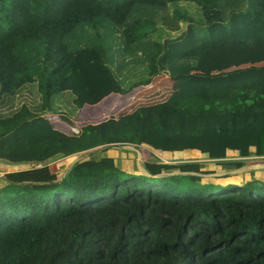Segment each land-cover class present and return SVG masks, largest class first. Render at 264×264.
I'll return each instance as SVG.
<instances>
[{
  "label": "trees",
  "instance_id": "1",
  "mask_svg": "<svg viewBox=\"0 0 264 264\" xmlns=\"http://www.w3.org/2000/svg\"><path fill=\"white\" fill-rule=\"evenodd\" d=\"M261 41L264 0H0V166L14 168L0 177V264H264V179L219 187L210 181L233 176L203 179L214 172L149 152L222 160L252 148L264 160V68L192 73L211 49ZM161 73L176 95L78 134L46 115L64 94L77 111ZM29 85L40 101L20 105ZM109 145L135 147L146 174ZM168 178L203 193L150 181Z\"/></svg>",
  "mask_w": 264,
  "mask_h": 264
},
{
  "label": "rangeland",
  "instance_id": "2",
  "mask_svg": "<svg viewBox=\"0 0 264 264\" xmlns=\"http://www.w3.org/2000/svg\"><path fill=\"white\" fill-rule=\"evenodd\" d=\"M181 8H185L187 9L189 14H195V10H198L197 7H194L192 4H185L184 6H182ZM199 13V12H196ZM197 17V16H196ZM187 24H182L181 27L185 28ZM181 34V31L176 32V33H172L170 35H166L164 38L167 39H175L177 37H179ZM239 53V55L237 54ZM263 54V55H262ZM225 56V55H222ZM264 56V51L263 50H258V52L247 55L246 53H244L241 50H237L236 54H235V59L238 60L239 62L241 61L242 63H253L254 61H256L259 57H263ZM219 57V56H218ZM225 60V58H223ZM208 60H210V58H203L201 59V63L202 65L204 64L205 66V70L204 72H208L207 69H210L211 71H215L218 69V65L217 64H208ZM228 61V59H227ZM210 66V67H209ZM142 72L143 71H138L136 72V75L138 77H142ZM170 85V83H169ZM168 86L167 84H165L164 82H160L158 81L157 87L159 88H155V91L153 90H147V89H136V90H132L130 91L126 96V97H118V95L112 96L111 98H109L108 100H105L101 106H99L98 111H91L89 108H85L82 110H74V107L71 103V97L69 96V94H64V96L58 98L57 100L54 101V106L58 107L59 111L58 114L52 115V114H46L49 117L50 122L52 123L53 127L66 132L68 134H78L79 133V129L89 123H98L101 122L103 120H107L110 117L113 118H118L122 115L125 114H129L131 112H133L135 109L142 107V105L148 104L147 106H150L160 100L166 99L169 97V93H166L167 91H163L164 87ZM161 89V90H158ZM166 90V89H165ZM24 94V98L21 100V104H26L28 106H35L36 103H39L40 98H39V94L36 90L35 85H29L26 90H24L23 92ZM138 95H146L147 98H144L142 100H139V98H134ZM148 95H154L152 97H148ZM160 95H164V97L160 96ZM156 96V98H155ZM6 112V107L5 106H0V113H5ZM64 119H68V122L65 121ZM107 148V146H106ZM113 149L111 150L112 155H115L117 157V164L120 166V162L118 161L119 158H121V163H122V159L128 155H131L127 152H133L135 154V163L137 164L138 167H142V163L141 160L143 159V154H140L135 147L130 146V145H124V146H118V147H112ZM100 150L105 149V147H101L99 148ZM186 156H191V157H195L193 156V154L190 153H184ZM94 155V154H93ZM118 155H120V157H118ZM159 157L161 159L162 156L160 154H158ZM83 157H85V155H83ZM95 157H98L97 154H95ZM134 155L129 156L130 159H125V160H130L127 167H133L134 165V160H133ZM191 157H186L184 158L185 160L189 161L191 163H198L202 166V169L207 170L206 167H208V164L206 162H204L201 157H197L196 159H193ZM229 157H232L231 154H229ZM81 157L75 159L74 161L79 160ZM167 159V157L165 158ZM125 160L123 161V163H125ZM164 160V159H163ZM73 161V162H74ZM246 161H257V162H250L248 163L247 166H240V167H235L236 170L232 171L230 173H222L220 176H234L231 179H229L228 177L225 179H213L212 181H210V183L217 185L219 187H225L224 185L226 184V182H239L241 180V177H245L246 173L245 171H249L251 168L256 167V166H263V160H259L258 159H248ZM72 162V158L69 160H66L64 163H62V169L67 167L73 163ZM171 164L173 165L174 163H172L173 161H170ZM177 163V162H175ZM185 163V162H182ZM263 167H259L257 169H262ZM14 168L11 167H7V168H3L2 166H0V177H2L3 173L5 170H12ZM55 168L52 167V170H54ZM55 171V170H54ZM225 171V170H224ZM175 172L173 173H165L161 176H168V175H173ZM206 178H211V177H217V176H203ZM231 180V181H230ZM152 182L157 183L158 185L161 186H166L168 188V190H173V191H177L180 193H189L191 195H198L201 194L203 192L199 191V188L197 186H195L194 183L190 182L187 179H179V180H175V179H156V180H150ZM224 189L221 188H217L216 190H213L212 192H209V194H213V193H220L223 192ZM207 195V194H206Z\"/></svg>",
  "mask_w": 264,
  "mask_h": 264
},
{
  "label": "crops",
  "instance_id": "3",
  "mask_svg": "<svg viewBox=\"0 0 264 264\" xmlns=\"http://www.w3.org/2000/svg\"><path fill=\"white\" fill-rule=\"evenodd\" d=\"M186 31V27L182 28L181 30V34L185 33ZM237 50H241L244 53H246L247 55H250L253 53L258 52V50H263L264 51V42H259L258 45L255 48H249L248 46L244 45V44H232V45H221L219 47H216L214 49H211L209 52H207L206 54H204L201 58H199L197 66L195 68L192 69V73L195 74H200V75H225L234 71H239V70H247V69H261L264 68V56L263 57H259L256 61H254L253 63H242L241 61L239 62L238 60L235 59V54L237 52ZM239 55V53H237ZM225 55V56H222ZM263 55V54H262ZM219 56V57H218ZM203 58H210V60H208V64H217L218 65V69L215 71H211L210 69H207L208 72H204L205 70V66L204 64L202 65V61L201 59ZM225 58V60L223 59ZM228 59V61H227ZM210 67V66H209ZM158 81H162L165 84H167L168 86L164 87L163 91H167L168 88L169 90L166 93H169V97L176 95L175 90L172 87V82L170 77L165 74V73H161L160 75H158L157 77L153 78L151 80V83L147 86H139L137 88H134L133 90L136 89H147V90H153L155 91V88H159L157 87ZM170 83V85H169ZM166 89V90H165ZM161 90V89H158ZM246 90V89H245ZM128 94V93H127ZM127 94L125 95H118V97H126L128 96ZM226 95V94H224ZM236 95H247L246 91L237 93ZM112 96L115 95H109L106 98H104L99 104L94 105V106H84L82 109L85 108H89L91 111H98L97 108H99V106H101V104L105 101L108 100L109 98H111ZM154 95H148V97H152ZM162 96V95H160ZM164 97V95L162 96ZM134 98H139V100H142L144 98H147L146 95H138ZM156 98V96H155ZM168 98L160 100L154 104L157 103H161V102H165ZM148 104L142 105V106H147ZM153 105V104H152ZM80 109V110H82ZM79 111V110H78ZM115 148V147H114ZM162 156V158L164 159V163L165 164H171L170 161H173L172 163L176 164L175 162L179 163V162H189L192 160H185L184 158L186 157H191V156H186L184 153H190L193 154V156H196V158L201 157V159L206 162L208 164L207 170L214 172L213 174H209L207 176H217L222 174V173H230L232 171H235L236 168L235 167H240V166H247L248 163L250 162H257V161H246L248 159H258L262 161V158L260 157H256L254 155V151L252 150V148L250 149V153L248 157H242L237 151H231V150H227L226 151V157L222 160H210L207 158L206 154H201L195 150H189V151H183V152H179V153H159ZM229 154L232 155V157H229ZM106 153H103L102 156H105ZM118 157H120V155H118ZM167 157V159H165ZM193 159H196L195 157H191ZM69 160V159H68ZM66 161V160H65ZM64 161V162H65ZM120 162V166L122 165L121 163V158H119L118 160ZM263 162V166L259 165L256 167L251 168L249 171H245V177L250 178V177H256V178H261L264 179V160ZM63 162H61L60 164H62ZM72 163L67 167V169L65 170V172L71 167ZM200 165V164H199ZM137 166V164H136ZM203 166V165H201ZM259 167H263L262 169H257ZM56 169V168H55ZM137 169L139 171H141L143 174H146L145 171L142 169V167H138ZM225 170V171H224ZM234 177V176H233Z\"/></svg>",
  "mask_w": 264,
  "mask_h": 264
},
{
  "label": "built area",
  "instance_id": "4",
  "mask_svg": "<svg viewBox=\"0 0 264 264\" xmlns=\"http://www.w3.org/2000/svg\"><path fill=\"white\" fill-rule=\"evenodd\" d=\"M143 149H147V148L144 147ZM147 150H148V149H147ZM147 150H146V151H147ZM148 151H149V150H148ZM149 152L152 153V155H153L156 159H158L160 162L164 163V160L161 159L157 153H155V152H151V151H149Z\"/></svg>",
  "mask_w": 264,
  "mask_h": 264
},
{
  "label": "water",
  "instance_id": "5",
  "mask_svg": "<svg viewBox=\"0 0 264 264\" xmlns=\"http://www.w3.org/2000/svg\"><path fill=\"white\" fill-rule=\"evenodd\" d=\"M108 148H112V147H115L114 145H109V146H107Z\"/></svg>",
  "mask_w": 264,
  "mask_h": 264
}]
</instances>
